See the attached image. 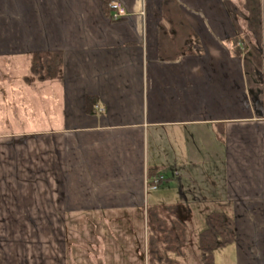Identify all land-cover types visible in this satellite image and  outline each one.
Masks as SVG:
<instances>
[{"label": "crops", "instance_id": "obj_1", "mask_svg": "<svg viewBox=\"0 0 264 264\" xmlns=\"http://www.w3.org/2000/svg\"><path fill=\"white\" fill-rule=\"evenodd\" d=\"M154 208L264 264V0H0V264H152Z\"/></svg>", "mask_w": 264, "mask_h": 264}, {"label": "trees", "instance_id": "obj_2", "mask_svg": "<svg viewBox=\"0 0 264 264\" xmlns=\"http://www.w3.org/2000/svg\"><path fill=\"white\" fill-rule=\"evenodd\" d=\"M110 5V3H109ZM108 5V6H109ZM235 51L239 49L234 45ZM56 60H51L47 55L40 54L34 58L32 70L39 79L46 80L48 72L58 68ZM177 209L181 208L175 206ZM181 214L174 220L166 221L158 217V210L152 209L150 214L151 229L160 230L161 237L152 235V264H171L167 257V252L175 254L177 257L184 256L183 247L186 242V223ZM173 229L174 231H171ZM166 230H169L168 232ZM163 239L167 252L153 249L158 240ZM235 240V225L232 217L226 212H212L207 217V228L200 235V250L204 264H214V253L216 250L233 243Z\"/></svg>", "mask_w": 264, "mask_h": 264}, {"label": "built area", "instance_id": "obj_3", "mask_svg": "<svg viewBox=\"0 0 264 264\" xmlns=\"http://www.w3.org/2000/svg\"><path fill=\"white\" fill-rule=\"evenodd\" d=\"M110 7L113 10L112 17L114 20H119L126 16V10L119 2L110 3ZM165 181V177L162 175L153 176L149 181L148 185L150 189L157 190L159 186Z\"/></svg>", "mask_w": 264, "mask_h": 264}, {"label": "rangeland", "instance_id": "obj_4", "mask_svg": "<svg viewBox=\"0 0 264 264\" xmlns=\"http://www.w3.org/2000/svg\"><path fill=\"white\" fill-rule=\"evenodd\" d=\"M4 63V62H3ZM8 63H19V62H8ZM214 210V208H213V206L212 205H210V211H213ZM226 252H228V251H222V252H220L221 253V255H219V256H217V259L219 260V259H221L222 257H225V263L224 264H233L232 263V259H231V254L229 255L228 253H226ZM220 256H222V257H220ZM193 258H192V264H204L203 262H202V260H201V258H199V260H197V258H195L194 256H192ZM219 262V261H218ZM220 264V263H219Z\"/></svg>", "mask_w": 264, "mask_h": 264}]
</instances>
